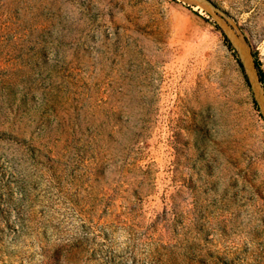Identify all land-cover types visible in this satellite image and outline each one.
Returning <instances> with one entry per match:
<instances>
[{
	"label": "rangeland",
	"instance_id": "obj_1",
	"mask_svg": "<svg viewBox=\"0 0 264 264\" xmlns=\"http://www.w3.org/2000/svg\"><path fill=\"white\" fill-rule=\"evenodd\" d=\"M215 22L264 68V0H0V264H264V112Z\"/></svg>",
	"mask_w": 264,
	"mask_h": 264
},
{
	"label": "bare ground",
	"instance_id": "obj_2",
	"mask_svg": "<svg viewBox=\"0 0 264 264\" xmlns=\"http://www.w3.org/2000/svg\"><path fill=\"white\" fill-rule=\"evenodd\" d=\"M202 4L208 5L209 3L207 1H203ZM232 35H233V37L231 38V40H232L233 44L235 45V47L238 49L240 56L242 57V59L244 61L246 71H247L253 85L255 86V88L257 90L256 94H257V97L259 99L262 110L264 112V93H263V89H262L261 85L258 82V75H257L256 68H254L255 66H254L253 57H252V54L250 51V47L239 35L238 36L235 35L234 32L232 33Z\"/></svg>",
	"mask_w": 264,
	"mask_h": 264
},
{
	"label": "trees",
	"instance_id": "obj_3",
	"mask_svg": "<svg viewBox=\"0 0 264 264\" xmlns=\"http://www.w3.org/2000/svg\"><path fill=\"white\" fill-rule=\"evenodd\" d=\"M215 26L223 32L226 44L233 51L234 55L236 57H238V61H239L240 65L245 70L244 64H243V62H242V60H241V58L239 56V52H238L237 48L235 47V45L233 44L231 38L227 35V33L224 32V30H222V28L216 22H215ZM251 54H252V57H253L254 66H255L256 71H257L258 80H259L261 86L264 89V68H263V65H262V61L259 58V55H258V53L255 50H251Z\"/></svg>",
	"mask_w": 264,
	"mask_h": 264
},
{
	"label": "water",
	"instance_id": "obj_4",
	"mask_svg": "<svg viewBox=\"0 0 264 264\" xmlns=\"http://www.w3.org/2000/svg\"><path fill=\"white\" fill-rule=\"evenodd\" d=\"M228 35V34H227ZM240 58H241V60H242V62H243V64H244V61H243V59H242V57L240 56ZM244 67H245V64H244ZM255 68V67H254Z\"/></svg>",
	"mask_w": 264,
	"mask_h": 264
}]
</instances>
